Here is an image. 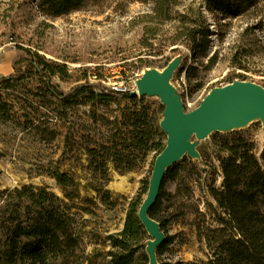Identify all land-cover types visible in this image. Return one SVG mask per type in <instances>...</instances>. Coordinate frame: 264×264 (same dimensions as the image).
Listing matches in <instances>:
<instances>
[{"label":"rangeland","instance_id":"obj_1","mask_svg":"<svg viewBox=\"0 0 264 264\" xmlns=\"http://www.w3.org/2000/svg\"><path fill=\"white\" fill-rule=\"evenodd\" d=\"M41 1L0 0V79L15 74L17 45L24 43L40 48L47 58L66 62L71 73L87 70L96 90H113L118 85L132 92L147 69L162 72L168 61L178 60L180 66L171 83L174 97L187 112L198 108L214 88L232 83L231 78L264 87V0L250 3L241 14L228 15L210 11L208 0H176L169 19L156 16L155 0H88L81 9L60 16L41 9ZM184 18L191 19L199 31L209 29L203 53L192 50L184 39L174 43ZM141 63L145 66L136 68ZM52 84L65 95L76 86L59 77L53 78ZM3 93L7 112L4 118L0 116V191L33 184L47 186L64 198L48 170L79 177L81 198L76 199L74 212H78L89 257L83 264H112L109 236L123 230L130 202L140 192L141 180L150 176L154 153L142 169L125 175L111 165L108 189L113 204L108 206L86 187L90 174L84 148L109 140L112 126L108 120L120 115L118 109L126 101L119 95L118 102L109 106H69L65 110L31 73ZM152 100L158 109L163 106L159 96ZM64 113L67 115L62 119ZM235 134L252 137L261 155L264 124L257 118L231 131L213 132L203 140L192 137L204 156L194 159L186 155L175 164L193 195L181 194L164 202L162 216L169 219L164 232L170 242L159 255L158 264H193L211 258L212 251L199 236L197 225L218 227L214 221L217 203L210 195V188H219L223 182L218 159L224 153L218 140ZM167 139L165 134L164 141ZM178 183H168L166 190L175 193ZM85 198L94 203L85 202ZM197 209L204 217L195 214ZM148 238L152 239L149 234Z\"/></svg>","mask_w":264,"mask_h":264},{"label":"trees","instance_id":"obj_2","mask_svg":"<svg viewBox=\"0 0 264 264\" xmlns=\"http://www.w3.org/2000/svg\"><path fill=\"white\" fill-rule=\"evenodd\" d=\"M87 1L42 0L40 8L60 16L81 9ZM255 1L208 0L207 6L217 14H241ZM154 2L156 16L169 19L172 6L177 1ZM180 24L174 43L184 39L192 50L203 53L208 46L209 29L199 31L191 19H181ZM17 49L19 55L13 66L15 74L0 79V116L3 118L7 112L4 90L13 89L14 82L23 81L30 73L39 77L46 85L48 95L65 110L69 106H109L118 102L119 95L126 101L125 106L118 109L120 115L108 120L112 126L109 140L84 148L90 174L86 187L96 193L102 204L112 205V193L108 189L112 182L111 165L120 175H125L142 169L149 155L154 153L150 176L141 180L142 187L130 202L123 230L109 236L113 248L110 255L112 264H149L146 248L151 239L140 221L139 211L149 192L156 159L167 145L161 129L164 107L158 109L152 97H139L106 87L96 90L88 80L87 70L82 74L78 69L71 73L66 62L47 58L38 47L18 43ZM143 66L141 63L136 68ZM55 77L76 86L65 95L52 84ZM97 78L100 79L99 76ZM66 115L64 113L62 119ZM93 116L97 118L96 113ZM218 146L224 153L218 159L223 182L219 188H210V195L217 203L214 221L218 227L197 225L198 234L205 238L212 256L208 261L193 264H264V148L258 156L255 140L242 134L223 135ZM180 169L175 165L168 169L160 196L150 211V217L160 223L163 231L169 223V219L162 216L164 202H171L181 194L193 195L187 180L180 177ZM191 169L194 172L196 167L192 165ZM48 175L56 180L64 198L47 186L33 184L0 191V264H83L89 258L78 212H74L77 208L75 201L81 198L79 177L59 169H49ZM177 182L180 184L175 193L166 190L168 183ZM84 201L94 203L90 198ZM80 209L90 210L87 207ZM195 214L204 217L198 209ZM169 242L166 235L165 244L158 249V257ZM140 248L143 250L141 253Z\"/></svg>","mask_w":264,"mask_h":264},{"label":"water","instance_id":"obj_3","mask_svg":"<svg viewBox=\"0 0 264 264\" xmlns=\"http://www.w3.org/2000/svg\"><path fill=\"white\" fill-rule=\"evenodd\" d=\"M179 66L180 62L174 60L162 73L147 69L131 92L139 97L159 96L164 106L161 129L168 137L166 148L156 159L149 192L139 211L140 221L152 237L146 248L149 264H158V249L166 242L165 232L150 217V211L157 203L168 169L186 155L201 157L191 138L203 140L213 132L231 131L257 118L264 124V87L246 81L236 80L214 88L198 108L187 112L184 104L174 97L171 83Z\"/></svg>","mask_w":264,"mask_h":264},{"label":"built area","instance_id":"obj_4","mask_svg":"<svg viewBox=\"0 0 264 264\" xmlns=\"http://www.w3.org/2000/svg\"><path fill=\"white\" fill-rule=\"evenodd\" d=\"M113 90L117 91V92H125L124 89H122V87L118 86V85H114L113 86Z\"/></svg>","mask_w":264,"mask_h":264},{"label":"bare ground","instance_id":"obj_5","mask_svg":"<svg viewBox=\"0 0 264 264\" xmlns=\"http://www.w3.org/2000/svg\"><path fill=\"white\" fill-rule=\"evenodd\" d=\"M160 73H162V72H160Z\"/></svg>","mask_w":264,"mask_h":264}]
</instances>
